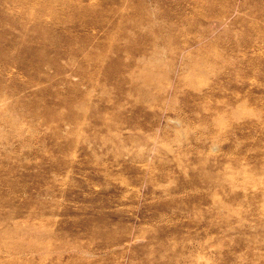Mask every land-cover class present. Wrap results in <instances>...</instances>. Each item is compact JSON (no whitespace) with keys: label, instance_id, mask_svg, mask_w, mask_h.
<instances>
[{"label":"rangeland","instance_id":"374dc122","mask_svg":"<svg viewBox=\"0 0 264 264\" xmlns=\"http://www.w3.org/2000/svg\"><path fill=\"white\" fill-rule=\"evenodd\" d=\"M19 25L0 264H264V0H0Z\"/></svg>","mask_w":264,"mask_h":264},{"label":"bare ground","instance_id":"6f19581e","mask_svg":"<svg viewBox=\"0 0 264 264\" xmlns=\"http://www.w3.org/2000/svg\"><path fill=\"white\" fill-rule=\"evenodd\" d=\"M70 7V8H69ZM72 9L74 13H78L79 15L83 16L85 15V13H90L93 10V5L92 4H85L84 6L81 4H78L77 2H73L71 4H69L68 6V10ZM62 12H66L64 8L61 9ZM60 14V13H58ZM97 21V19L95 20ZM45 24V22H43L41 19L39 21H36V23L34 24V26L32 27L35 31V36L37 37V39L42 42L45 41L46 38V31H43V25ZM21 27V32L22 34H18L15 33L12 30H8V29H1L0 32V59L4 62V67L8 68L9 66H12L13 64H19L22 66H27L31 63L36 62L32 61V58H24V54L28 53H32V56L37 58L38 53H36L34 50L31 51L29 46H27V39L30 36V32L28 31L27 27H24L23 25L20 26ZM23 27V28H22ZM25 29V30H24ZM7 34L10 37H7ZM53 38V37H52ZM42 44V43H41ZM13 47L15 51H8L7 49L12 50ZM18 51V52H16ZM41 52H43V50H41ZM40 61L38 62V64H41V62L47 60V58H45V56L43 54L39 55Z\"/></svg>","mask_w":264,"mask_h":264}]
</instances>
